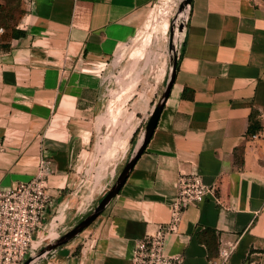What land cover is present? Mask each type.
<instances>
[{"label": "crops", "instance_id": "crops-1", "mask_svg": "<svg viewBox=\"0 0 264 264\" xmlns=\"http://www.w3.org/2000/svg\"><path fill=\"white\" fill-rule=\"evenodd\" d=\"M154 1L28 0L16 37L0 38V186L46 164L53 204L36 239L87 217L141 143L166 70L117 55ZM181 36L170 93L118 194L31 264H130L192 173L211 192L182 213L166 255L212 264L234 244L225 264H264V0H191ZM252 112L261 130L249 136Z\"/></svg>", "mask_w": 264, "mask_h": 264}, {"label": "built area", "instance_id": "built-area-1", "mask_svg": "<svg viewBox=\"0 0 264 264\" xmlns=\"http://www.w3.org/2000/svg\"><path fill=\"white\" fill-rule=\"evenodd\" d=\"M186 10L185 23L189 6ZM49 172L46 164L42 162L39 173L31 180L0 186V264H22L26 256L37 250L38 242L50 239L48 234L37 237L38 241L35 238L40 229L45 230V215L53 204L51 196L46 192L44 180ZM210 192L211 189L196 173L180 176L170 205L169 222L161 225L154 234L146 235L135 242L130 264H183L181 254L166 255L165 238L174 232L182 213L189 206L203 202ZM233 249L234 244L220 248L218 260L212 264H225Z\"/></svg>", "mask_w": 264, "mask_h": 264}, {"label": "rangeland", "instance_id": "rangeland-1", "mask_svg": "<svg viewBox=\"0 0 264 264\" xmlns=\"http://www.w3.org/2000/svg\"><path fill=\"white\" fill-rule=\"evenodd\" d=\"M23 2L24 0H0V38L11 35V29L24 13ZM179 4L180 0H155L133 39L119 50L117 56H120V60L124 63L127 59L136 58L135 61L132 60L136 62L142 57L140 61L145 62L146 67L166 70V83L170 60L178 49L181 31L185 26L184 21L187 15L186 9L178 11ZM165 24L167 25L166 31L164 30ZM108 83V89L111 93L113 78ZM165 83L161 89L165 87ZM103 122H105L107 128L120 127V123L116 120ZM45 222L48 225L46 220ZM56 239H49L48 242H46L47 240L38 242L37 250L30 253V256H26V259L32 257L37 251ZM50 240L52 241L50 242ZM36 241L38 240L36 239Z\"/></svg>", "mask_w": 264, "mask_h": 264}, {"label": "water", "instance_id": "water-1", "mask_svg": "<svg viewBox=\"0 0 264 264\" xmlns=\"http://www.w3.org/2000/svg\"><path fill=\"white\" fill-rule=\"evenodd\" d=\"M190 3H191V0H180L178 11H184L186 7L190 5ZM176 58H177V52L175 51V54H173V57L170 60L171 62H170V67H169V74H168V78L165 83L164 90L159 98V101L157 102V104L155 105V107L153 108L152 112L149 115L148 121L145 125L144 131L142 134L141 143L138 149L136 150L135 154L127 161V163L123 167L122 171L118 175L113 186L107 191V193L100 200V202L95 207V209L87 217L81 220L76 226H74L72 229H70L67 233H65L61 237H59L52 243L45 245L41 250L37 251L32 257H29L28 259H26L22 264H31L34 260L39 259L46 253L51 252L52 250L65 244L67 241L71 240L76 235L81 233L88 225H90L97 218V216L102 212L105 206L118 194L120 188L122 187V185L124 184L126 180V177L129 171L133 167L138 156L142 153L145 145L147 144L148 140L152 136L153 131L156 127L159 116L164 106V102L170 93V89H171L172 82L174 79Z\"/></svg>", "mask_w": 264, "mask_h": 264}, {"label": "trees", "instance_id": "trees-1", "mask_svg": "<svg viewBox=\"0 0 264 264\" xmlns=\"http://www.w3.org/2000/svg\"><path fill=\"white\" fill-rule=\"evenodd\" d=\"M27 1L28 0H24L23 5L25 3H27ZM17 23H18V21L16 22L14 27L11 29V35H10L11 38H15L16 37L15 27H16ZM176 69H177V62H176V66H175V70ZM260 130H261L260 124H259L258 120L256 119L255 114L252 112L250 114V117H249V125H248V128H247V135H249V136L254 135L257 132H259ZM218 252H219V250H218Z\"/></svg>", "mask_w": 264, "mask_h": 264}]
</instances>
